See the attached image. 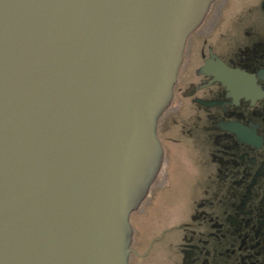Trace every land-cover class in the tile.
<instances>
[{"label": "water", "instance_id": "95a60500", "mask_svg": "<svg viewBox=\"0 0 264 264\" xmlns=\"http://www.w3.org/2000/svg\"><path fill=\"white\" fill-rule=\"evenodd\" d=\"M215 0H0V264H129L189 35Z\"/></svg>", "mask_w": 264, "mask_h": 264}, {"label": "flooded vegetation", "instance_id": "af4514ba", "mask_svg": "<svg viewBox=\"0 0 264 264\" xmlns=\"http://www.w3.org/2000/svg\"><path fill=\"white\" fill-rule=\"evenodd\" d=\"M157 136L152 236L130 218L129 264H264V0L211 4Z\"/></svg>", "mask_w": 264, "mask_h": 264}, {"label": "rangeland", "instance_id": "374dc122", "mask_svg": "<svg viewBox=\"0 0 264 264\" xmlns=\"http://www.w3.org/2000/svg\"><path fill=\"white\" fill-rule=\"evenodd\" d=\"M152 191V192H151ZM137 211V212H136ZM153 212V184L149 190V194L147 196V198L141 203L140 207L134 211V213H132L131 215V218L134 219L135 218V215H139V219L141 220V225H143V227H141V229H143L145 232L148 231L149 234L148 236H152V229H153V226L151 225V214ZM147 216V225L144 224V220ZM131 219V220H132ZM145 226V228H144ZM146 260V259H145ZM144 260V261H145ZM144 264H152L150 260H147L144 262Z\"/></svg>", "mask_w": 264, "mask_h": 264}, {"label": "bare ground", "instance_id": "6f19581e", "mask_svg": "<svg viewBox=\"0 0 264 264\" xmlns=\"http://www.w3.org/2000/svg\"><path fill=\"white\" fill-rule=\"evenodd\" d=\"M214 65H215V64H214ZM234 72H235V71H234ZM234 72H233V73H234ZM228 73L230 74L229 71H228ZM233 73H232V74H233ZM245 77H247V76H245ZM240 78H241V77H240ZM247 78H248V77H247ZM247 78H246V79H247ZM244 79H245V78H244ZM248 79H249V78H248ZM242 80H243V79H242ZM250 82H251V81H250ZM244 83H245V82H244ZM248 83H249V82H248ZM242 84H243V82H242ZM240 85H241V84H240ZM254 85H255V84H254ZM241 86L244 87L243 85H241ZM241 86H240V87H241ZM237 87H238V86H237ZM257 90H258V89H257ZM253 91H254V90H253Z\"/></svg>", "mask_w": 264, "mask_h": 264}]
</instances>
